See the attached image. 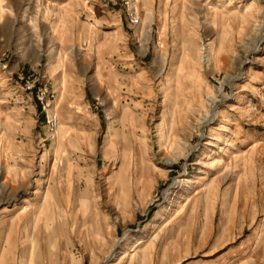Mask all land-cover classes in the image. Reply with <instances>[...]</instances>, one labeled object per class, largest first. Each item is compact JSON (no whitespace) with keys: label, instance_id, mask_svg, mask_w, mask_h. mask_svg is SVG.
<instances>
[{"label":"rangeland","instance_id":"obj_1","mask_svg":"<svg viewBox=\"0 0 264 264\" xmlns=\"http://www.w3.org/2000/svg\"><path fill=\"white\" fill-rule=\"evenodd\" d=\"M1 8L0 264H264V0Z\"/></svg>","mask_w":264,"mask_h":264},{"label":"bare ground","instance_id":"obj_2","mask_svg":"<svg viewBox=\"0 0 264 264\" xmlns=\"http://www.w3.org/2000/svg\"><path fill=\"white\" fill-rule=\"evenodd\" d=\"M3 11H4V10L1 8V9H0V13L3 12ZM262 36H264V30H263V32H262V34H261V37H260V39L258 40L257 44H259V43L261 42ZM215 118H216V115H215V113H213V114L210 116L209 120L207 121V124L210 123V122H212V121H214ZM37 220H39V219H38V218L34 219L35 222H36ZM32 230L35 232V229H32ZM32 249H33V248H31V250H32Z\"/></svg>","mask_w":264,"mask_h":264}]
</instances>
